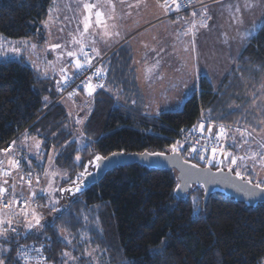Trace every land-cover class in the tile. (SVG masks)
I'll return each mask as SVG.
<instances>
[{"label": "trees", "instance_id": "obj_1", "mask_svg": "<svg viewBox=\"0 0 264 264\" xmlns=\"http://www.w3.org/2000/svg\"><path fill=\"white\" fill-rule=\"evenodd\" d=\"M53 5L54 0H0V37L44 42L42 22L48 20ZM121 49L99 66L105 88L93 96L84 125L73 121L80 117L71 114L59 94L51 91L54 78L41 77L25 62L0 61V149L26 137H35L42 146L38 159L32 155L26 161L28 152L20 156L25 174L31 172L40 182L51 151H59L56 161L68 178L62 186L73 188L78 174L86 175L96 156L115 152L169 154L176 141L183 145L180 152L185 160L208 166L212 152L205 160L191 152L198 136H216L221 124L233 130L249 125L260 134L258 120L264 118V22L244 44L219 87L201 78L198 91L182 111L151 114L141 107L145 99L136 78L133 88L125 89V79L135 72L131 52ZM84 92L80 90V94ZM254 92L259 107L252 104ZM45 96L50 102L44 101ZM202 119L208 124L204 132L193 131ZM210 123L216 124L211 133ZM226 136L231 141L233 135L227 132ZM227 148L238 149L233 142ZM177 185L176 172L135 164L108 172L100 182L80 192H62L56 205L50 204L48 195L40 194L32 203L40 225L10 231L9 243L0 238V246L8 249L0 251V258L5 264H63L66 258L62 252L77 256V252L91 248L107 264H263L264 204L253 207L216 192L204 207L202 187L195 186L183 199L175 195ZM25 245L29 246L23 250ZM25 251L34 257L26 261L17 254ZM39 253L47 259L38 258Z\"/></svg>", "mask_w": 264, "mask_h": 264}, {"label": "rangeland", "instance_id": "obj_2", "mask_svg": "<svg viewBox=\"0 0 264 264\" xmlns=\"http://www.w3.org/2000/svg\"><path fill=\"white\" fill-rule=\"evenodd\" d=\"M234 2L238 1V0H233ZM203 4H206V6L208 7V5L213 2V1H200ZM228 2V0H227ZM87 3H96L98 4V9H93L92 13H89L86 9L83 8L84 4ZM59 8V12L56 11V9ZM52 9V16L55 20V22L51 25L50 31L48 29L45 28L44 26V35L43 38H45L44 42H34V41H21V40H11L5 37H0V61H7V60H12V61H21V62H25L26 64H28L29 66H31L33 69H35V71L41 76L44 77L43 75H41L38 71L36 67H33V62L36 63V65L38 66V68L43 71L45 68H47L48 70V75L47 77L50 78H54L52 84H51V91L56 92L57 94H59V98L60 100L62 99L66 105V107L69 109V111L71 112V114H74L76 117H80L78 120H83V124L85 123V120L89 114V109L91 107V101L93 100V96H95L96 92L98 89L97 88L96 91L94 92L92 97H89L87 92H84L83 94L77 93L76 95L72 96L71 98L68 97V95L65 94L66 91V87H64V91L60 92L57 90V81L61 80V73H60V68L64 67L68 69V72L66 73L67 75H71V72L74 75H76L77 71L75 72L71 70L72 65H74L75 63V58L74 57H68L66 55V52L68 50H77L79 48V45H75L70 43L72 36H77L79 37L80 32H83L84 29V22L85 19L90 17V27L87 33H84V38H85V44L87 45L84 49V51L86 52L87 49L92 51V38H95L96 43H95V47H97L100 51V56H95V53H93L90 57L94 59V61H101L105 55L108 53L107 49H109L110 47H115L116 45L118 46L117 50H113L115 51H119L121 48V52L122 50H126V51H130L131 52V48L132 46H134V44H113L116 43L117 38H115L114 36L111 37V40L107 41V43L111 42L112 44H107L104 43L102 40H100V36L99 33H101L104 30V25H98L95 23L96 17L94 15V13L97 10H100L103 12L104 9V3L103 0H55L54 5L51 7ZM181 12V11H180ZM179 13H175L171 16L168 17V19L171 18H176L175 16H177ZM68 17V19H65V17ZM58 17V18H57ZM190 17L192 19V22H196L199 18L196 17ZM191 20H189L186 24L184 29L186 30L187 27L190 26V24L192 23ZM198 24V22H197ZM198 27V26H197ZM60 29H63V31H60ZM194 32L197 31L196 29H193ZM182 38V44H175V42L171 41L168 47V49L166 50V53L168 55L167 59V63L163 64L161 66H159V69H168V72L164 71L162 73V76H166V74H171L172 72L170 71V69L172 68V70H176V69H181L186 71V75L189 77L188 79H186V81H182V82H176L178 83V86L181 85V89L182 91H172L170 90V96H167L165 93H161L160 92V88L157 90V92L155 93V95L153 94L152 97L149 98V100H152L153 102H161L163 105H158L157 108L164 106L165 101L163 100V98L160 96H166L169 97L171 99H168L166 101V106H164L160 111H166V110H172V111H182L184 108V104L185 102L190 99L193 94L198 91V84H199V80L203 77L208 78L213 85L215 86V88H218L220 85V80H222L224 77H226L227 72L229 71V68L231 67V64H228L229 60L225 59V63H224V68L222 70V75L220 74H216L215 73H210L209 72V65L204 64V71L202 66L197 65V55L196 54V50H195V44L193 45L191 43L192 41V35L189 34L188 36H185V39L183 38V36H181ZM55 43H60L62 45H65L64 48L62 49H51L49 47V45L51 44H55ZM35 44L37 45L36 48H32L31 45ZM145 45V44H144ZM143 45V46H144ZM231 45V44H230ZM209 48H207L206 52L204 53V51L202 52V57H205L208 59H214L213 57L215 55H218L220 57L221 53L220 51H217V49L215 50V46H217L216 44H208L207 45ZM221 46H223L222 50L223 52L226 51V46L225 44H222ZM145 47V46H144ZM13 48L18 49V51H12ZM185 48H187V51H185ZM105 49V50H104ZM138 53L140 54V51L138 50ZM142 53V50H141ZM78 56L83 57L82 54H80L79 52L77 53ZM61 57L60 59H57V57ZM109 54L106 55L107 59L109 58ZM139 57V56H138ZM175 58H179L180 61L176 62ZM84 59V57H83ZM98 59V60H97ZM138 60H140V58H138ZM82 61V59H81ZM51 62V63H49ZM137 62V61H136ZM208 66V67H207ZM212 67V66H210ZM137 68L136 65H134V69ZM74 72V73H73ZM204 72V74H203ZM80 73V72H79ZM128 75V74H127ZM69 76V77H70ZM129 77H127V79H125L126 83H125V89L127 90H131L133 88V80L134 78H136V73L134 75H128ZM134 77V78H133ZM131 79V80H129ZM166 83V82H165ZM104 84V83H103ZM167 84V83H166ZM162 91H164L163 88H161ZM176 90H177V85H176ZM110 92L112 94H114L111 90ZM180 92V93H179ZM176 93V95H175ZM179 94V95H178ZM118 100H121L118 97ZM135 100V99H134ZM123 100H121L122 102ZM136 101V100H135ZM48 102H50V100H48ZM150 104V103H149ZM179 106H178V105ZM151 105V104H150ZM85 114V115H84ZM78 120H73V121H78ZM199 123H204V125H208L207 122L202 119ZM211 124V123H210ZM225 126V128L228 131V135H233L236 136L237 140H239V136L237 133H235V130L232 129V127H229V125L227 126L226 124H222ZM215 125L212 126V124L210 125L211 128H213L215 130ZM219 129V125L217 127ZM213 132V131H212ZM213 135V133H212ZM253 135L256 137L257 140H260L262 137H264V133H253ZM38 140V139H36ZM15 141V140H14ZM224 143V145H223ZM9 144V143H8ZM7 144V145H8ZM229 144H232V139L230 140H226V138L223 140L222 142V148L225 149V147L227 148V146ZM6 146V145H5ZM3 146V147H5ZM232 146V145H231ZM2 147V148H3ZM248 146L245 145V149ZM251 147L252 149L256 150L257 149V144L253 141L251 142ZM8 149H11L10 152H0V161H4L7 162L9 159H17V160H21L20 156L22 155L23 152H28V156L26 161L30 158V156L34 155V158L38 159V155H39V151L42 148L41 144H40V148L37 149L35 147V142L31 139V138H23L21 140V143H19L18 141L15 142V146L10 145L7 147ZM226 151H231L233 153L236 152V154H240L243 155L244 154V150L238 148L235 152L233 151V149H226ZM58 154H61L58 151ZM57 154V152H54L53 150L51 151V154L47 160V166H46V170L45 172L49 173L50 175H44L43 179L41 180L42 183H37L36 180L33 178V176H31L32 179V185L31 187H29L27 181L29 180L27 174L24 173V171L21 170V167L19 170L16 169H11L14 172L13 175V179L11 180L10 183L7 184V188L8 191L12 192V195L14 197L15 200L17 201H25L27 200V207L24 209L21 208H16L18 203H15V209L14 212H7L3 217H1L0 219L2 220H12V224H11V228H16V231H18L19 229H24V230H28L30 229L29 227H27V222L29 220L33 219V215H32V210H35V213L38 215V210L35 208L36 205L32 204L34 202V199L36 198V196L40 195V194H44V195H48L49 197V202L50 204L56 205L58 204L59 201V195L62 194V191H57V189H62V183L68 179L67 178V173L64 169H62L61 167L58 166L57 164V157L59 156ZM230 159V158H229ZM229 159H226L224 155H221L219 152L217 153L216 159L213 160V166L212 167H222L223 169H228L229 167ZM210 160V159H209ZM223 160L224 163L220 164L218 161ZM207 163V162H206ZM240 162H238L239 164ZM21 164V161H20ZM93 164V163H92ZM5 166H9L7 163H4ZM208 165V164H207ZM234 169V173L236 171H240L242 175L244 176H250L253 183L255 184L257 182V180H261L262 182H264V171L260 170V166L259 164H257V167L255 170H253L251 168V166L249 167H244L243 164H240L239 167L237 166H232ZM10 168V166H9ZM94 170V167L92 165H90V167L87 168L86 172L91 173ZM21 177H24L23 180H21ZM83 180V178H82ZM82 180H79V182H81ZM77 182V181H76ZM34 183V184H33ZM14 184L15 185V190L13 192V189L10 187V185ZM49 185H51V194H49ZM73 186V185H72ZM41 189H44L45 191L41 192ZM31 191H35L37 193V195L35 197H31ZM67 194V192H63V195ZM67 196V195H66ZM65 197V196H64ZM13 210V209H12ZM11 210V211H12ZM27 212V215H25L24 213ZM8 226L7 224L3 225V227ZM16 226V227H15ZM38 226V225H37ZM9 227V226H8ZM87 251H92V256L89 257L87 255H83L84 252H77V256L79 259L77 261H72V260H68V264H107L106 260L101 258L100 256H98V253L93 250V249H89ZM264 264V261H263Z\"/></svg>", "mask_w": 264, "mask_h": 264}, {"label": "crops", "instance_id": "obj_3", "mask_svg": "<svg viewBox=\"0 0 264 264\" xmlns=\"http://www.w3.org/2000/svg\"><path fill=\"white\" fill-rule=\"evenodd\" d=\"M210 1L213 2L208 5L209 14L212 17V19L208 21L209 27H200L199 19L196 21V23L198 22V27L197 31L194 33L195 50L196 54H198L197 65L202 66L204 71V64L207 63L210 73L213 72L215 75H222V70L225 67V59L229 60L227 61L229 62L228 64L232 65L239 57L244 44L253 37L262 26L264 22V3H260L259 0H257V6L244 11L242 22L237 23L233 19V16H239V14L229 9L227 5L232 3L243 5L244 0H238L236 2L233 0H228V2L227 0H218V2L217 0H209V2ZM103 3V12L106 14L103 19L108 25V31H118L120 33L118 37L114 36L117 40L116 43L113 44H134L131 48V54L133 56V65L137 67L134 69L136 73V83L142 92V98L145 99V103L141 104V107H144L145 110H148L151 114L159 113V111L166 106V101L171 98L160 95L165 101V104L159 108H157L158 105H163L159 102V99L156 103L149 100V98L152 97L153 94L155 95L159 88L161 93H165L167 96L171 97L170 90L182 91L181 85L178 86V83H175V81H186L189 77L186 75V71L181 69L172 70V68L170 69L172 72L171 74L162 76V73L164 71L168 72V69L156 68L153 70L151 78L149 79L146 78V70L151 67L157 59L160 60L159 66L168 62L167 59L170 58L166 53L169 47L168 44H170L171 41L175 42V44H182V38L179 33L185 31V24L189 20L192 22V19L187 16L181 17L179 22H177V18L168 19L169 16L176 12L166 11L159 7L157 0H123V3H121V0H112V3L116 5L115 12L111 14L114 19H108L107 14L110 12V7L107 0H103ZM160 3H163V0H160ZM169 3H171L170 0ZM112 25H115L114 29L111 27ZM249 32L251 34L247 35ZM178 36L179 38H177ZM183 38L185 39V36H183ZM110 40L111 38L109 41ZM225 40L228 42L224 43ZM107 44L112 43L109 42ZM208 44L217 45L215 46V50L217 49V51H220V57L218 55H215L213 57L214 59H207L206 56L202 57V52L205 50V53L207 48H209L207 46ZM222 44H225L227 47L224 52L222 50ZM118 46L119 45H116L115 47L107 49L108 53L106 55H111L115 48V50L118 49ZM152 49H155V51H152ZM106 55L104 58H106ZM138 58H140V60H138ZM175 59L176 62L180 61L179 58ZM71 70H75V72L79 71L73 65ZM71 75L73 76L72 72ZM161 88H163L164 91H162ZM19 143H21V141ZM210 159H212V156ZM3 213L6 214L7 212L0 211V218L5 215Z\"/></svg>", "mask_w": 264, "mask_h": 264}, {"label": "snow or ice", "instance_id": "obj_4", "mask_svg": "<svg viewBox=\"0 0 264 264\" xmlns=\"http://www.w3.org/2000/svg\"><path fill=\"white\" fill-rule=\"evenodd\" d=\"M218 2V0H217ZM260 3H264V0H259ZM55 3V0H54ZM107 3L110 7V12L107 14V18L108 19H114V17L111 15L112 13L115 12V7L116 5L114 3H112V0H107ZM121 3H123V0H121ZM158 6L165 9L166 11H175L177 13H179L181 11V9L183 7H185V5H182L179 0H171V3H169V0H163V3H160V0H157ZM193 3V0H188V4L191 5ZM257 6V0H244L243 5H240L239 3H232L227 5V7L229 9L234 10L235 13H238L239 16H233V19L237 22L240 23L242 22V17H243V13L246 10H250L253 7ZM131 7V5H130ZM83 8L86 9L89 13H92L93 9H98V4L96 3H87L83 5ZM57 12H59V8L56 9ZM96 20L95 23L98 25L103 24L104 25V30L99 33L100 36V40H102L104 43H107L108 39H110L113 36H119L120 33L118 31H108V25L105 23L104 21V17H105V13L97 10L94 13ZM191 16L196 18H199V26L203 27V28H208V21L212 19L211 15L209 14L208 11V7L205 5L202 8H200L199 10H193L191 12ZM58 18V17H57ZM65 19H68V17L66 16ZM179 19H181V17H177V22H179ZM55 22L53 16H52V9H49V16H48V20L43 21L42 23L44 24L45 28L48 29L50 31L51 25ZM90 27V17L85 19L84 22V29L83 32H80L79 37L77 36H72V39L70 41V43L75 44V45H79V48L77 50H68L66 52V55L68 57H74L75 58V63H74V67L77 70H83L86 67L87 68H92V58L90 57V54L88 52H85L84 49L87 46L85 44V38H84V33H87ZM113 29L115 28V25L111 26ZM197 28V23L194 21L193 23L190 24L189 27H187V29L181 33H179L180 36H188L189 34H191L193 36V39L191 41V43L194 45L195 44V33L193 31V29ZM60 31H63V29H60ZM251 33L249 32L247 35H250ZM179 38V36L177 37ZM228 41L225 40L224 43H227ZM96 40L95 38H92V52L95 53V56H100V51L97 47H95ZM32 48H36L37 45L32 44L31 45ZM49 47L53 50L55 49H62L65 47V45H62L60 43H55V44H51L49 45ZM147 47V46H146ZM12 51H18V49L13 48ZM152 51H155V49H152ZM185 51H187V48H185ZM80 53L83 55L84 59L83 61H81L80 57L78 56L77 53ZM61 57H57V59H60ZM51 63V62H49ZM160 65V60L157 59L156 62L149 68H147L146 70V78H151V75L153 73V70L158 68ZM33 67L37 68V71L43 75L44 77H47L48 75V70L47 68H45L43 71H41L38 66L36 65L35 62H33ZM68 72L67 68L61 67L60 68V73H61V80L57 81V90L60 92L64 91V87L68 86L70 83V77L69 75H67L66 73ZM94 75L95 76H100L102 77L104 75V73L102 72V69L100 67H96L95 71H94ZM81 83L83 84V89L87 92L89 97H92L94 92L96 91L97 88H105V85L103 83H97L96 85H93L92 83V77L89 76L87 82L85 83L84 81H81ZM264 87V86H262ZM80 88V85H77V89ZM77 92L73 91V92H69L68 93V97L71 98L72 96L76 95ZM253 99H252V104L255 105L256 107H259V105L257 104V100L259 99V97L257 96V94L254 92L252 94ZM49 97L45 96L44 97V101L48 102ZM133 104H135V100L132 101ZM237 108H239V106H236ZM83 120H78L77 123L83 124ZM258 124H259V132L260 133H264V118H261L258 120ZM205 129V125L204 123H198V125H194L193 126V131L199 130L200 132H204ZM250 129V130H249ZM212 128L209 127L208 128V132L211 133ZM230 131L227 130L225 128L224 125H219V132L217 133V135L215 137H213V139L215 140H222L227 138L226 133ZM254 132H257V128L256 127H252L249 125H245L243 128L241 127H236L235 128V133L238 134L239 136V140H237L236 136H232V142H233V146L236 148H240L244 150V154L240 155V154H236L233 153L231 151H226V149L224 148H218L215 145L212 147V159L207 161V164L209 167L213 166V160L216 159L217 153L219 152L221 155H224L226 159H229V167H228V172H233L234 169L232 166H237L239 167L240 164H243L244 167H249L251 166V168L253 170L256 169L257 164H259L260 166V170L264 171V137H262L260 140H257L256 137L253 135ZM26 139H28V137H26ZM31 139L35 142V147L37 149L40 148V144L41 142L36 140L35 137H31ZM255 142L257 144V149L254 150L251 147V142ZM245 145H247L248 147L245 149ZM13 146H15V142H13ZM183 147V145L180 143V141H176L175 143H173L170 148H171V152L174 154H179L181 148ZM3 151L5 152H10L11 149H4ZM206 151V149H205ZM191 152L193 154H197L199 159H204V156L199 155V150L196 147H192L191 148ZM122 153L120 152H115L112 155H121ZM141 155H144L143 153H141ZM150 155H159V156H164L165 153H151ZM75 159L77 161H79L81 159V157L79 155H77L75 157ZM96 161H100L102 159H105V157H101V156H96L95 157ZM220 164H223L224 161L220 160L218 161ZM238 162H240L238 164ZM4 161H0V172H2L3 176H11V171L8 170H4L3 169V165H4ZM31 163V161H29V164ZM7 164L10 166L11 169H16L19 170L21 167L20 161L17 159H9L7 161ZM99 165L97 164V167ZM198 165H192V167H197ZM222 170V169H221ZM28 176H32L31 172L27 173ZM45 175H50L49 173L45 172ZM85 175V172H80L77 176V182H73V187L75 188V192H80L81 188L80 185L78 183V181L83 178ZM235 175L240 177L242 180L245 179V176L241 174L240 171H236ZM24 177H21V180H23ZM36 182L39 183V178H36ZM4 184H8L9 181L8 180H4L3 182ZM29 187H31L32 185V180L29 179L27 181ZM247 183L249 185H252L253 188H259L262 191H264V182H262L261 180H257V182L255 184H253V181L251 179V177H249L247 179ZM10 187L13 189V192L15 190V185L12 184L10 185ZM179 187V186H178ZM45 191L44 189H41V192ZM57 191H62V192H69L72 193L73 188H62V189H57ZM8 192V188H5L3 185H0V197L3 196L4 193ZM49 194H51V185H49ZM37 195V193L35 191H31V197H35ZM4 207L11 209L13 204L15 203H19V201L15 200L14 198L12 200H7L4 201ZM25 205H27L28 201L25 200L24 201ZM25 215H27V212L24 213ZM32 215H33V219L29 220L27 222V227L32 228L35 227L37 225H40V217L35 213V210H32ZM7 224L9 227H3V225ZM12 224V220H2L0 219V238H3L5 243H9L10 241H8V236H9V232L11 231L12 233H15L16 229L15 228H11ZM61 236H63V232H61ZM65 240H67V237H64ZM68 243H71V241H68ZM22 247H26V246H22ZM8 249H4L2 246H0V251H7ZM39 251V250H37ZM18 255H23L25 260L27 261L28 259H30L28 257L27 252H23V253H17ZM83 255H87L89 257L92 256V251H86L85 253H83ZM61 256L66 258L63 261V264H68V260H72V261H77L79 258L74 256L71 252H67L64 251L61 253ZM47 258H45L46 260ZM0 264H5V260L3 258H0Z\"/></svg>", "mask_w": 264, "mask_h": 264}, {"label": "water", "instance_id": "obj_5", "mask_svg": "<svg viewBox=\"0 0 264 264\" xmlns=\"http://www.w3.org/2000/svg\"><path fill=\"white\" fill-rule=\"evenodd\" d=\"M143 154H111L100 161L95 159L93 162L94 170L86 174L82 182L79 183L81 190L100 182L110 171L119 167L139 164L147 168L176 172L178 185L175 195L179 198H186L195 186L202 187L204 189V207H206L210 196L216 192H220L236 202L253 207L258 204H264V191L259 188H253L252 185L247 183V177L242 180L235 175L234 171L228 172V169H215L212 166L198 165L197 167H192L194 163L185 160L181 152L179 154L169 153L164 156L150 155L151 153L148 152ZM97 164L99 165L98 167ZM74 192L75 188L73 187L72 193Z\"/></svg>", "mask_w": 264, "mask_h": 264}, {"label": "built area", "instance_id": "obj_6", "mask_svg": "<svg viewBox=\"0 0 264 264\" xmlns=\"http://www.w3.org/2000/svg\"><path fill=\"white\" fill-rule=\"evenodd\" d=\"M171 1V0H170ZM179 2L182 4V5H185V7H183L181 9V12L180 14H178L177 16L175 17H184V16H190L191 15V12L193 10H199L200 8H202L203 6H205L206 4H203L202 2H200L199 0H193V3L191 5L188 4V0H179ZM90 56L93 54L92 51L88 50L87 51ZM103 59L101 61H94V59L92 58V65L93 67L92 68H85L83 70L80 71V73L78 74V76L73 79V80H70V83L68 86H65L66 87V91H65V94L68 95L69 92H73V91H76L77 93H80V90L83 89V84L81 83V81H84L85 83L87 82L88 80V77L91 76L92 77V83L93 85H96L97 83H103L104 82V78L103 76L100 77V76H95L94 75V71H95V68L96 67H99L100 64L102 63ZM77 85H80V88L77 89ZM84 90V89H83ZM213 135H209V136H198L197 140H196V143L194 144V147H196L198 150H199V155H202L204 156V159H201V160H205L208 153L209 152H212V147L215 145L216 147L218 148H221L222 147V140H215L213 139ZM13 142H16V141H11L8 145H6L5 147L1 148L0 149V152H4L3 150L4 149H8L7 147L12 145ZM206 149V151H205ZM196 156L198 157V155L196 154ZM4 170H8V171H11V176H3L2 172H0V185H3L5 188H7V184H4V180H8L9 183L11 182V180L13 179V175H14V172L8 168V167H5V166H2ZM29 179H31V176L28 177ZM32 180V179H31ZM14 197L12 195V192L8 191L6 193L3 194L2 197H0V211H6V212H11V210L14 208L15 204H13L12 208L11 209H8V208H5L4 207V201H7V200H12ZM17 205L21 206V207H26L27 205H25L24 201H20ZM27 252V251H25ZM41 254V253H39ZM30 259H32L34 256L32 255H29ZM38 257V256H37ZM40 259H42V254H41V257H38Z\"/></svg>", "mask_w": 264, "mask_h": 264}, {"label": "bare ground", "instance_id": "obj_7", "mask_svg": "<svg viewBox=\"0 0 264 264\" xmlns=\"http://www.w3.org/2000/svg\"><path fill=\"white\" fill-rule=\"evenodd\" d=\"M21 206H19V205H17L16 206V208H20ZM14 209H15V207L13 208V210L11 211V212H13L14 211ZM10 212V213H11ZM26 247H23L22 249L24 250V249H26V248H28V246L29 245H25ZM42 260H45V255H44V253H43V255H42ZM29 264H34V263H32V262H29ZM36 264V263H35Z\"/></svg>", "mask_w": 264, "mask_h": 264}]
</instances>
